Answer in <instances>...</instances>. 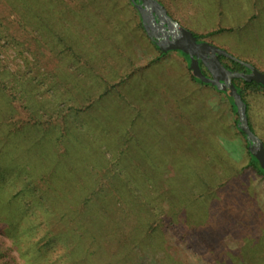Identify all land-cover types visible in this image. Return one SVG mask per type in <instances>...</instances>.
Returning a JSON list of instances; mask_svg holds the SVG:
<instances>
[{
  "label": "rangeland",
  "instance_id": "rangeland-1",
  "mask_svg": "<svg viewBox=\"0 0 264 264\" xmlns=\"http://www.w3.org/2000/svg\"><path fill=\"white\" fill-rule=\"evenodd\" d=\"M131 1L28 0L25 9L0 0V71L12 73L10 86L25 81L31 98L9 107L0 96V161L10 159L0 171V251L23 264H264V204L214 216L191 200L183 219L133 217L132 206L159 209L181 193L186 165L216 147L238 169L249 156L227 94L193 80L188 54L160 52ZM158 1L191 31L221 30L204 41L264 72V0ZM51 13L64 26L38 19ZM16 126L24 130L10 135ZM245 169L264 198L263 177ZM94 180L107 186L96 200ZM114 185L133 190L120 201L122 224L102 198Z\"/></svg>",
  "mask_w": 264,
  "mask_h": 264
},
{
  "label": "trees",
  "instance_id": "trees-1",
  "mask_svg": "<svg viewBox=\"0 0 264 264\" xmlns=\"http://www.w3.org/2000/svg\"><path fill=\"white\" fill-rule=\"evenodd\" d=\"M15 1L22 3L24 6H26L28 3V0H19V1L15 0ZM131 3L133 4V1H131ZM12 5L14 4L12 3ZM54 7L55 5H53V8ZM25 9H29V8L26 6ZM135 9L139 13V10L137 9V7H135ZM38 19L44 22V24L50 25L52 27H54L57 24L63 25V22H62L63 17L61 15H54L51 13L50 16L40 15ZM21 21H22L23 27L26 29V31H28L30 27L29 19H21ZM141 27L145 30L142 20H141ZM35 31H37V28L35 29ZM218 31H221V30H217L215 32H208L205 34H198L194 31L192 32L194 33L198 41H204L205 38L213 35L214 33H217ZM38 37H41L40 33L38 34ZM57 37H58V40L67 47V50H69L70 54H72L73 57L77 59L87 58L86 56L77 53L73 48V43L66 40V38L62 36H57ZM153 44L160 52H163L157 46L154 40H153ZM62 51L63 50H59L58 53L61 54ZM188 57H189V60H191L189 55ZM219 58L221 62L224 64V66L232 71L249 72V68H247L246 65L242 64L240 61L235 60L234 58H230L225 55H219ZM188 65L192 73L193 80L196 82H200L202 84L208 85V86H213V88L216 89L218 92L227 94L230 100V103H231L232 111L238 115L237 106L234 104L233 97L230 95V93L223 91V90H218L214 85L201 80L199 77H197L194 74L193 70L190 68V64ZM199 65H200V71L202 74H204L205 76H211L209 71L207 70V68L204 66V64L201 61L199 62ZM10 77H12V73L0 71V96H2V101L6 102L5 104L9 105V107H10V103L12 100H17L20 102L23 100H26L29 102L30 96L28 99H26L28 90L25 88L26 86H24L25 81H23V84H21L19 88L16 85L10 86L7 81L8 79H10ZM233 83L237 87L244 102L246 103L249 124H250L251 129L255 132V130L252 127L251 119H250L252 98L256 94H258L260 91H264V86L255 81H246L245 79L241 77L234 78ZM34 114H36V111ZM39 116L40 115H37L35 118L37 123H40ZM235 124H236L237 131L243 136L246 142V147H247L246 152L249 156V163L245 167L238 169L237 165L233 161H230V162L228 161L229 157L227 156V154L224 153L221 147L218 146L216 147L217 150L210 152L208 156L205 157L203 162L189 163L186 165V169L187 171H189V175L184 176V182L182 184L183 190L181 191L182 195L187 194L185 198L182 197L181 193H178V195L175 198L167 196L166 199L164 198L162 200L163 205L161 206V208L159 209L157 207L148 208L145 211L142 210L141 205L143 202H141L140 206H134V207L132 206L130 208L133 211V214H134L133 217L143 218V216H141L143 212V214H146L148 218L153 219V220H158V221H159V218L163 217L162 216L163 214L166 217H172L174 219L175 218L183 219V218H186V216H188V215H185L186 213L185 208L187 207V205H190L191 200H192L191 203L193 205L200 206L201 204H203L206 209V213L212 214L214 216L220 214V211L222 208L226 209L229 207H236L239 209V208L247 207V206H252V207L263 206L264 198L262 197V194H258L257 192L258 189L256 188V186H254V183L252 182L251 178L248 176L247 170L245 169L244 171L242 169L243 168H249V170L253 169L259 175H261L263 179H264V171L261 169L260 164L258 160L256 159V157L253 156L249 150L248 146L250 142L246 138L245 132H243L238 126L239 116L237 117ZM22 126L19 128H17L16 126L15 131L13 130L10 135H12L13 133L16 134L17 131H23L24 127L22 128ZM37 139H39V142H41L42 140L41 135H39ZM0 144H3V141H0ZM7 147L9 146L7 145ZM7 147H6L5 152L1 154L2 158H7V155L12 153V151L7 149ZM1 162H2V165H5L6 163L10 162V159H7L6 161L5 159H1L0 165H1ZM231 162L234 163L236 166L232 164ZM109 165L108 166L104 165L105 168L104 166H102L101 168V170L104 169V173L102 177L103 181H106L107 179L106 175H110L112 173L109 170ZM19 166H20L19 168L20 180L21 182L23 181L27 182L26 179H23L22 175L24 174L28 175L27 174L28 170L26 169V166L21 167L22 166L21 164H19ZM189 167H192V169H190ZM9 168H10L9 166L5 165L4 168L1 167L0 171L6 170ZM113 175L116 176V174H113ZM29 177L30 176H28V180H29ZM102 182H99V181L97 182V180H94V183L98 184L96 187L94 186L95 187L94 188V199L95 200L97 199L96 198L97 188L98 187L99 189L107 188V186H101ZM26 188H27V191L28 189L33 190V187L31 186L30 183H26ZM114 189H116V191L119 193V196H121L120 199L117 198L116 194L113 193ZM108 190H109L108 192L102 195L103 201L104 203L105 202L110 203V201L112 202V206H111L113 207L112 208L113 209L112 220L115 223L122 224V221L127 219V217L129 216L127 215L128 209L126 207L123 208L122 205L120 204L121 203L120 201H124L125 199L124 194H132L133 190L132 188L131 189L125 188L124 190H122L121 187L117 185H114L112 188L109 187ZM22 192L19 194L20 195L23 194ZM24 192H25V189H24ZM104 208L107 209L106 206H102L101 203L99 202V210H102ZM2 222L3 221L0 220L1 225L4 224V222L3 223ZM8 223L9 222L6 221V224ZM117 231L120 232L121 229H117ZM116 237L118 239L121 236L118 235ZM11 243L15 245V249H17V246H19L18 245L19 241L16 242L14 238L11 239ZM7 257H9L8 261L6 260ZM20 257H22V255H20ZM0 264H23V262L20 259H18L15 255L9 256L8 252H5V250L2 251V248H1Z\"/></svg>",
  "mask_w": 264,
  "mask_h": 264
},
{
  "label": "water",
  "instance_id": "water-1",
  "mask_svg": "<svg viewBox=\"0 0 264 264\" xmlns=\"http://www.w3.org/2000/svg\"><path fill=\"white\" fill-rule=\"evenodd\" d=\"M141 15L143 26L162 51L180 50L190 56V68L201 80L214 85L218 90L229 92L237 106L240 129L249 140V150L258 160L264 171V143L251 129L247 115V106L233 79L241 77L246 81H255L264 86V72L248 62L231 56L207 41H198L194 33L173 19L166 8L158 0H132ZM219 55H225L240 61L249 68V72L232 71L224 66ZM202 62L211 76H205L200 71Z\"/></svg>",
  "mask_w": 264,
  "mask_h": 264
},
{
  "label": "crops",
  "instance_id": "crops-1",
  "mask_svg": "<svg viewBox=\"0 0 264 264\" xmlns=\"http://www.w3.org/2000/svg\"><path fill=\"white\" fill-rule=\"evenodd\" d=\"M256 100L253 101L250 110V119L255 134L260 137L264 143V91H260L253 96Z\"/></svg>",
  "mask_w": 264,
  "mask_h": 264
}]
</instances>
